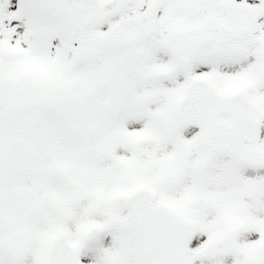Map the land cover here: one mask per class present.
Returning a JSON list of instances; mask_svg holds the SVG:
<instances>
[{
  "label": "snow or ice",
  "instance_id": "1",
  "mask_svg": "<svg viewBox=\"0 0 264 264\" xmlns=\"http://www.w3.org/2000/svg\"><path fill=\"white\" fill-rule=\"evenodd\" d=\"M0 264H264V0H0Z\"/></svg>",
  "mask_w": 264,
  "mask_h": 264
}]
</instances>
